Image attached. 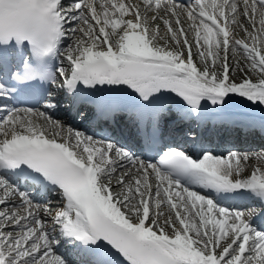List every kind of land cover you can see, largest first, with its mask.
Instances as JSON below:
<instances>
[{
	"label": "snow or ice",
	"instance_id": "obj_1",
	"mask_svg": "<svg viewBox=\"0 0 264 264\" xmlns=\"http://www.w3.org/2000/svg\"><path fill=\"white\" fill-rule=\"evenodd\" d=\"M24 91L43 110L9 106ZM58 92L149 148L173 104L241 98L264 133V0H0V264H264V151L141 158L54 118Z\"/></svg>",
	"mask_w": 264,
	"mask_h": 264
},
{
	"label": "bare ground",
	"instance_id": "obj_2",
	"mask_svg": "<svg viewBox=\"0 0 264 264\" xmlns=\"http://www.w3.org/2000/svg\"><path fill=\"white\" fill-rule=\"evenodd\" d=\"M182 20H183V23H184V25H185V28H187V20L184 18V17H182ZM157 24H159L160 25V29H161V34L163 35L164 34V31H165V29H164V26H163V24H162V22L161 21H157L156 22ZM243 34L241 33V36H242ZM188 38L191 40L192 39V34L189 32V34H188ZM193 51L195 52V49H193ZM229 56H230V61L233 59L232 58V54L230 53L229 54ZM235 59H241V62H244L243 60H242V58L240 57V56H237ZM57 64H59V61H57ZM252 79L255 81V79H256V75L255 74H253L252 75ZM56 99L58 100V101H64L63 102V106L66 108V109H68V104H69V99H68V97H66L65 95H64V93L63 92H58L57 93V95H56ZM66 99H68V100H66ZM241 100V98H236V100L235 101H233V102H230L229 104H233V105H236V104H241V105H243L244 107H246V106H249L250 108H243V109H241L240 110V113H245V112H249V115L248 116H253V117H255L256 119H255V121L256 122H258L259 121V117H260V115H261V112H260V108L259 107H257L256 105H253V104H251V102H247L246 100L243 102V103H240V102H238V101H240ZM205 102H207V101H204V103ZM202 104V105H205V104ZM208 103V105H209V107H205V109H206V111L202 114V116H205V115H207V114H212L213 112H211L210 110L212 109V105L210 104V102H207ZM251 110V111H250ZM256 116H259L258 117V119H257V117ZM255 122V125L256 126H258L257 124H259V123H256ZM249 133V136L250 135H255L256 133L258 134V131L257 130H252V131H246V134H248ZM237 134V131H233V133H232V135H236ZM40 199H43L44 200V203H47L48 201H51L52 202V204L53 205H56V203H57V198L55 197V195L53 194V193H42V194H40L39 196H38ZM64 250V249H63Z\"/></svg>",
	"mask_w": 264,
	"mask_h": 264
}]
</instances>
